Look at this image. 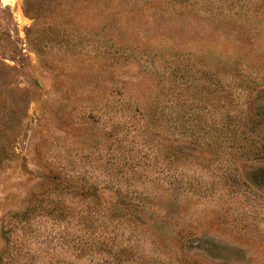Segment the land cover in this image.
<instances>
[{
    "label": "rangeland",
    "instance_id": "rangeland-1",
    "mask_svg": "<svg viewBox=\"0 0 264 264\" xmlns=\"http://www.w3.org/2000/svg\"><path fill=\"white\" fill-rule=\"evenodd\" d=\"M0 264H264V0H0Z\"/></svg>",
    "mask_w": 264,
    "mask_h": 264
}]
</instances>
